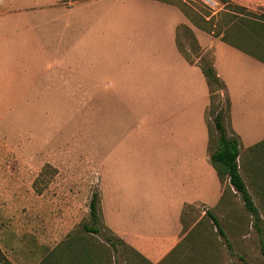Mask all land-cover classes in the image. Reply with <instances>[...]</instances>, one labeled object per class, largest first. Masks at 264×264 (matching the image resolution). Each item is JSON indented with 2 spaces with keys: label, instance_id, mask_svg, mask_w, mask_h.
Returning <instances> with one entry per match:
<instances>
[{
  "label": "crops",
  "instance_id": "obj_1",
  "mask_svg": "<svg viewBox=\"0 0 264 264\" xmlns=\"http://www.w3.org/2000/svg\"><path fill=\"white\" fill-rule=\"evenodd\" d=\"M232 1L264 8V0ZM12 7L17 10L0 16L62 21L60 33L41 34L53 42H42L39 58L38 52L25 54L31 63H73L71 48L63 44L78 10L92 31L98 25L111 28V45L97 49L95 84L103 221L151 264L178 261L182 256L175 249L195 226L189 213L198 205H219L223 194L209 161L210 93L199 61L207 54L213 59L240 139L239 159L245 155L250 165L253 149L264 141V61L196 27L178 7L160 0H37L34 8ZM182 26L190 28L199 47L195 54L187 49L190 60L177 46ZM258 148L255 156L262 157L264 145ZM247 178L262 197L264 172L250 171Z\"/></svg>",
  "mask_w": 264,
  "mask_h": 264
},
{
  "label": "rangeland",
  "instance_id": "obj_2",
  "mask_svg": "<svg viewBox=\"0 0 264 264\" xmlns=\"http://www.w3.org/2000/svg\"><path fill=\"white\" fill-rule=\"evenodd\" d=\"M10 1L14 0H0V12L17 10L13 5L37 6V0ZM185 1L191 9L212 12L214 31L224 30L229 16L222 3ZM172 5L183 11L177 1ZM77 13L80 16V10ZM27 16L32 18L18 21L0 16V249L11 264H151L117 241L103 221L97 225L100 234L85 233L82 228L89 223L91 195L100 193L97 49L111 45L112 30L98 25L94 32L90 21L77 15L63 44L71 48L73 63H31L26 56L33 51L39 58L42 42H53L41 34L60 33L63 24ZM178 38L193 59L187 51L192 48L191 36L184 27ZM83 47L93 52L85 53ZM88 60L95 63H84ZM215 95L225 106V90ZM206 118L211 123L210 113ZM238 162L259 219L250 216L239 195L230 192L210 208L219 219L222 236L205 215L206 207L198 205L189 213L195 226L175 249L182 257L170 264H264V195L260 197L249 184L252 165L247 157Z\"/></svg>",
  "mask_w": 264,
  "mask_h": 264
},
{
  "label": "trees",
  "instance_id": "obj_3",
  "mask_svg": "<svg viewBox=\"0 0 264 264\" xmlns=\"http://www.w3.org/2000/svg\"><path fill=\"white\" fill-rule=\"evenodd\" d=\"M160 1L171 4L173 2V0ZM175 1H177V3L182 6V12L184 14L186 13L188 17L190 16L191 19L195 20L196 23H194V25L196 27L199 26L198 28L212 33L215 37L221 35L222 40L264 61V8L257 7L256 9H253L235 3L232 0H217L224 5L229 19L224 30L214 31L213 27H215V25H213V20L215 15L212 12L207 11L203 13L202 11L195 9L198 12L197 13L194 9H191L187 6L185 0ZM189 12H191L193 15ZM200 22H203L206 24V26L200 27ZM208 25L210 26L208 27ZM182 27H184L186 32L191 36V49L193 52L198 53L199 47L192 34V31L187 26ZM233 29L234 31H232ZM177 46L187 59H192L190 58L189 54H186L181 42L179 41V38H177ZM204 56L201 57L199 61V67L206 79L210 93V104L207 111V115L208 113L212 115L211 123L207 121L209 136V161L216 171L220 183L225 186H223L221 202L225 200V198L228 196V193L231 192L232 194H237L239 195L240 200L243 202L245 210L250 216L257 220L260 216L258 209L253 202V198L247 189L246 182L243 179L240 171V165L238 162L240 157V139L231 127L229 99L226 95L225 106H223L220 101L216 100L215 92H218L222 89L225 90V84L216 73L211 55L209 54L207 57ZM259 145H264V141H262L255 147V149H253L254 158L252 170H250L251 172L258 170L264 172V155L262 157L255 156L259 149ZM88 206L89 223L82 224L83 231L85 233L100 234L101 230L97 227L99 222L103 221L100 208V195L93 193ZM205 215L211 219L212 224L215 226L219 234L224 236V232L217 216L210 209L205 210ZM102 236L106 243L108 242L109 244L113 245V242L109 237L104 235ZM113 236L117 239V241L125 244L119 237L115 236L114 234ZM262 252L264 256V246L262 247ZM0 264H11L1 249Z\"/></svg>",
  "mask_w": 264,
  "mask_h": 264
}]
</instances>
